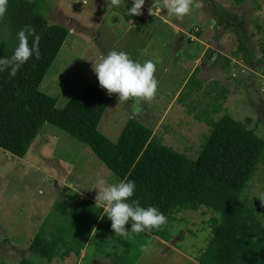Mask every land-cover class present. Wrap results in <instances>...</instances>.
<instances>
[{
    "label": "rangeland",
    "instance_id": "obj_1",
    "mask_svg": "<svg viewBox=\"0 0 264 264\" xmlns=\"http://www.w3.org/2000/svg\"><path fill=\"white\" fill-rule=\"evenodd\" d=\"M167 3L144 0L137 17L152 23L138 31L124 18L132 0H121L118 7L111 0H41L47 23L65 27L68 35L40 90L55 96L58 108L88 85L109 95L93 65L106 51H125L134 61L156 63L158 90L151 101H142L139 116H133L131 98L125 102L111 94L99 124L111 141L135 117L161 143L195 159L212 123L225 115L248 124L264 140V0L241 5L193 0L190 13L180 19ZM219 7L231 14L223 24L213 14ZM101 177L118 180L91 148L50 123H44L24 157L0 148V264L23 259L34 264H198L196 258L211 237L210 220L218 216L215 211L204 206L179 211L159 235L117 237L106 215L93 225L102 209L76 202L91 199L95 204ZM243 197L264 224V158ZM125 228L130 230L131 224ZM39 233L59 241L50 259L29 250ZM146 243L151 247L143 251Z\"/></svg>",
    "mask_w": 264,
    "mask_h": 264
},
{
    "label": "trees",
    "instance_id": "obj_2",
    "mask_svg": "<svg viewBox=\"0 0 264 264\" xmlns=\"http://www.w3.org/2000/svg\"><path fill=\"white\" fill-rule=\"evenodd\" d=\"M243 1L235 0V4ZM41 7V0H8L0 20V56L11 57L17 32L24 26L35 29L40 51L39 58L33 55L15 76L7 69L0 72V148L22 158L44 123L57 126L91 148L116 178L134 180L131 199H138L142 206H156L167 221L179 211H196L201 206L215 211L218 216L210 220L211 237L196 258L198 264H264V224L253 204L242 198L263 161L264 140L248 124L225 115L212 123L214 129L195 159L161 143L135 117L128 118L117 140L111 141L100 132L99 124L112 95L88 85L58 108L57 98L40 90L68 35L65 27L47 23ZM219 9L213 14L223 24L231 14L225 7ZM124 18L132 19L138 31L152 23L137 14L125 13ZM261 52L264 57V43ZM95 217L93 225L100 215ZM163 227L135 236L159 235ZM58 244L57 239L39 233L29 250L50 259ZM19 264L34 263L23 259Z\"/></svg>",
    "mask_w": 264,
    "mask_h": 264
},
{
    "label": "clouds",
    "instance_id": "obj_3",
    "mask_svg": "<svg viewBox=\"0 0 264 264\" xmlns=\"http://www.w3.org/2000/svg\"><path fill=\"white\" fill-rule=\"evenodd\" d=\"M113 6L118 7L121 0H111ZM144 0H132L127 12L132 16L139 14ZM193 0H168L167 8L177 18L189 14ZM199 7V4L196 5ZM8 9V0H0V20L5 17ZM32 44L29 45V38ZM18 43L11 57L0 56V72L9 71L10 76H15L21 66L35 55L39 58V37L35 29L24 26L17 32ZM93 71L99 85L106 89L108 94H118V99L133 100V116H139L143 110L142 101H151L158 90V80L155 78L156 63L146 60L143 63L134 61L125 51H106L98 63L93 65ZM95 188L98 193L95 204L102 209L100 218L107 216L111 221L114 235L121 238H131V234L160 229L167 223V217L156 206H142L138 199H131L136 190V183L131 179H118L110 182L101 177L97 180ZM131 224L130 230L125 228ZM150 243L142 245L143 251H148Z\"/></svg>",
    "mask_w": 264,
    "mask_h": 264
},
{
    "label": "crops",
    "instance_id": "obj_4",
    "mask_svg": "<svg viewBox=\"0 0 264 264\" xmlns=\"http://www.w3.org/2000/svg\"><path fill=\"white\" fill-rule=\"evenodd\" d=\"M158 18V17H157ZM130 20H132V19H130ZM130 20H127V21H130ZM133 21V20H132ZM133 26H134V28L136 27L135 26V23H134V21H133V23H131ZM165 24H166V22H165ZM169 28H170V26H168ZM173 29H175L174 30V32H177V30L179 29L180 31L183 29V28H177V27H173ZM181 32H184V30L183 31H181ZM177 37V36H176ZM177 48H179V49H181V47L179 46V47H177ZM212 58L213 57H211V58H209V59H211L210 61H212ZM195 62V61H194ZM197 63H198V61H196V64L194 63L193 64V66H192V68L190 69V72L193 70V68H195V67H197L196 65H197ZM83 202L85 201H90L91 199H81ZM76 202H78L79 203V201H76Z\"/></svg>",
    "mask_w": 264,
    "mask_h": 264
}]
</instances>
